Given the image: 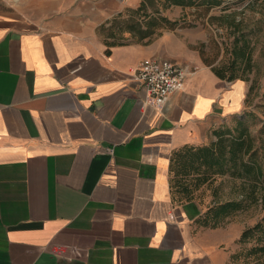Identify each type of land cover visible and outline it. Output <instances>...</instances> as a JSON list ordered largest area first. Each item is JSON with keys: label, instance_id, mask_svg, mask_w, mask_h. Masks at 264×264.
<instances>
[{"label": "crops", "instance_id": "crops-1", "mask_svg": "<svg viewBox=\"0 0 264 264\" xmlns=\"http://www.w3.org/2000/svg\"><path fill=\"white\" fill-rule=\"evenodd\" d=\"M140 1L36 18L0 0V264H226L229 231L174 198L170 163L206 142L214 115L240 110L248 83L180 38L104 36ZM148 57L187 73L159 105L135 78Z\"/></svg>", "mask_w": 264, "mask_h": 264}, {"label": "rangeland", "instance_id": "rangeland-1", "mask_svg": "<svg viewBox=\"0 0 264 264\" xmlns=\"http://www.w3.org/2000/svg\"><path fill=\"white\" fill-rule=\"evenodd\" d=\"M14 7L31 17H45L58 10L70 9L82 0H8ZM126 3L128 0H123ZM189 5L168 0H141L138 5L126 4V8L111 24L102 29L113 41H144L152 43L173 39L186 41L190 49L209 57L212 66L229 62L230 49L235 37L247 36L252 52V69L240 62L239 76L248 83L244 105L240 110L214 115L212 127L205 143L218 139L216 131L229 130L242 120L255 138L256 146H264V0H221L211 4L207 0H193ZM238 23V29L232 24ZM205 62V61H204ZM206 63V62H205ZM235 80V79H234ZM229 81V80H227ZM232 81V80H231ZM254 87L250 89L251 85ZM232 105H239L233 104ZM231 133H227L230 136ZM174 177V172L170 173ZM193 175L185 178L188 193H176L177 200L193 198L207 212L217 202L242 196L244 180L231 173L196 186ZM264 217V202L258 200L233 212L219 225L229 231V241L222 247L227 253L226 264H264V239L258 237L243 240L242 232L253 227ZM200 225H203L199 223ZM213 224V222H211ZM242 231V232H241Z\"/></svg>", "mask_w": 264, "mask_h": 264}, {"label": "trees", "instance_id": "trees-1", "mask_svg": "<svg viewBox=\"0 0 264 264\" xmlns=\"http://www.w3.org/2000/svg\"><path fill=\"white\" fill-rule=\"evenodd\" d=\"M172 3L189 5L193 0H168ZM221 0H207L211 4H219ZM232 24L238 29V23L232 21ZM230 60L228 63L213 67L216 74L222 79L234 80L242 78L239 76L237 68L242 61L245 68L252 69V52L250 42L246 35L243 37H235L230 49ZM204 61L208 65H212L209 57H205ZM254 87L251 85L250 89ZM227 133H231L227 136ZM218 139L211 143L200 145H184L176 149L171 158L170 183L174 198L178 192L188 193L189 184L185 178L193 175L196 186L204 184L217 175H225L231 173L244 180L242 182V196L231 198L223 202H217L209 208L207 212L198 219V222L204 226H219L227 216L233 212L247 207L251 203L258 200L264 202V146H256L255 138L244 125L242 120L238 121V125L234 130L216 131ZM194 200L188 198L180 201ZM213 222V224H211ZM258 237V240L264 239V217L258 221L253 227L246 228L242 232V239H250ZM264 249V245L260 246Z\"/></svg>", "mask_w": 264, "mask_h": 264}, {"label": "built area", "instance_id": "built-area-1", "mask_svg": "<svg viewBox=\"0 0 264 264\" xmlns=\"http://www.w3.org/2000/svg\"><path fill=\"white\" fill-rule=\"evenodd\" d=\"M186 75L185 69L171 59L148 57L140 61L135 78L149 94L151 102L159 105L171 93L184 87Z\"/></svg>", "mask_w": 264, "mask_h": 264}]
</instances>
